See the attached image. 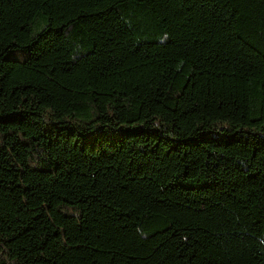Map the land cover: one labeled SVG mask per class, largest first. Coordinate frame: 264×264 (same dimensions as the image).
<instances>
[{"label": "trees", "instance_id": "obj_1", "mask_svg": "<svg viewBox=\"0 0 264 264\" xmlns=\"http://www.w3.org/2000/svg\"><path fill=\"white\" fill-rule=\"evenodd\" d=\"M0 264H264V0H0Z\"/></svg>", "mask_w": 264, "mask_h": 264}, {"label": "rangeland", "instance_id": "obj_2", "mask_svg": "<svg viewBox=\"0 0 264 264\" xmlns=\"http://www.w3.org/2000/svg\"><path fill=\"white\" fill-rule=\"evenodd\" d=\"M11 60L24 61L27 58V54L21 52H14L8 56Z\"/></svg>", "mask_w": 264, "mask_h": 264}]
</instances>
